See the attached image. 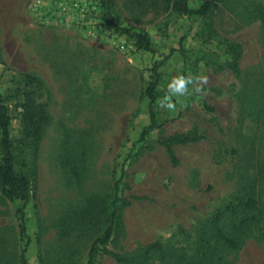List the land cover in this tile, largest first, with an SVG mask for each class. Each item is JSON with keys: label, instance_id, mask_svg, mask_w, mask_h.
I'll list each match as a JSON object with an SVG mask.
<instances>
[{"label": "rangeland", "instance_id": "obj_1", "mask_svg": "<svg viewBox=\"0 0 264 264\" xmlns=\"http://www.w3.org/2000/svg\"><path fill=\"white\" fill-rule=\"evenodd\" d=\"M172 3L113 0L120 28L149 35L146 52L106 22L88 30L73 14L55 20V0H0V91L8 96L22 76H37L49 118L27 150L20 110L11 107L16 170L27 175L31 197L24 205L0 194V264H21L27 241V264H85L108 225L115 181L118 206L129 205L107 249L128 254L159 241L218 264H264V0H219L210 20L174 13ZM229 44L240 47L237 70ZM155 62L156 129L139 142L151 121L145 90ZM177 74L209 83L203 95L178 98L186 107L160 109ZM189 132L202 138L173 146V164L157 139ZM219 213L235 247L211 227ZM94 264L117 263L99 255Z\"/></svg>", "mask_w": 264, "mask_h": 264}, {"label": "trees", "instance_id": "obj_2", "mask_svg": "<svg viewBox=\"0 0 264 264\" xmlns=\"http://www.w3.org/2000/svg\"><path fill=\"white\" fill-rule=\"evenodd\" d=\"M199 6L193 8L190 6V0H173L172 11L180 15L198 16L203 20H210L214 12L218 8L219 0H197ZM99 7L101 9L100 18L114 27L118 32L131 38L136 49L146 52H152V42L149 35L145 31H138L130 33L127 29L118 26V18L114 16L113 0H99ZM228 53L233 57V63L230 64L233 70H237V61L240 56V47L236 44H229L227 46ZM161 62H155L151 68V80L148 83L145 96L149 103L150 123L146 126L138 141L143 142L156 129L155 114L153 112V105L157 98V86L159 84L158 68ZM22 86L16 87L11 94L4 96L0 91V194L4 199L10 202L20 201L24 205L28 203L31 197L30 182L27 175L16 170V153L15 147L10 138V125L13 119L11 110L14 108L20 110L17 113L20 123V136L23 139L22 147L31 150L37 147L39 141L44 134V125L48 122V114L46 104L41 103L36 98V91L42 86V82L34 76H22ZM37 88V89H36ZM14 98V102L9 100ZM12 105V106H10ZM12 107V108H11ZM202 136L196 132L179 133L169 137H159L158 143L162 145L173 164H176V159L172 147L175 145H186L199 141ZM119 182H114L113 197L111 199L110 210L108 214V225L103 235L93 241L87 255L85 264H94L99 255L112 258L117 264H149L155 259H159L161 263L171 261L172 264H218L210 256H191L180 248L170 247L166 248L161 242L155 241L148 244L141 249L128 254L115 253L106 248V245L111 239L113 224L118 220L121 208L128 206L129 202L122 200L121 206H118L120 201L118 197ZM246 205H251V200L245 202ZM20 219V235L23 237L26 233L25 218L22 209L17 210ZM221 213L216 216V219L211 223L215 235L222 240L227 246L235 247L237 244L234 240L224 234L222 229L218 226V219ZM28 241L24 245L21 252V264H27L25 258V249Z\"/></svg>", "mask_w": 264, "mask_h": 264}, {"label": "clouds", "instance_id": "obj_3", "mask_svg": "<svg viewBox=\"0 0 264 264\" xmlns=\"http://www.w3.org/2000/svg\"><path fill=\"white\" fill-rule=\"evenodd\" d=\"M209 83V79L205 75H192V74H177L173 76L166 86V94L158 100V107L167 111H175L178 98L189 97L195 94L203 95L205 85ZM182 107L187 104L180 102Z\"/></svg>", "mask_w": 264, "mask_h": 264}, {"label": "built area", "instance_id": "obj_4", "mask_svg": "<svg viewBox=\"0 0 264 264\" xmlns=\"http://www.w3.org/2000/svg\"><path fill=\"white\" fill-rule=\"evenodd\" d=\"M58 2L56 6L57 14H54L55 20H66L67 15L73 14L78 18L86 29H91L94 25L105 24L100 18L101 9L99 0H55ZM49 18H47L48 20ZM91 26V27H90ZM95 28H93L94 30Z\"/></svg>", "mask_w": 264, "mask_h": 264}]
</instances>
